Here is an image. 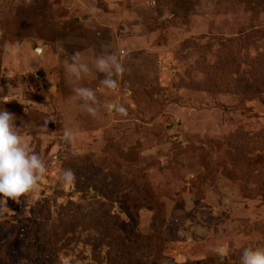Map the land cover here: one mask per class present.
Listing matches in <instances>:
<instances>
[{"label": "rangeland", "instance_id": "1", "mask_svg": "<svg viewBox=\"0 0 264 264\" xmlns=\"http://www.w3.org/2000/svg\"><path fill=\"white\" fill-rule=\"evenodd\" d=\"M105 50L123 53L125 72L115 91L101 73L79 82L98 90L94 118L70 99L64 66ZM4 109L47 169L37 193L0 204V257L13 264H40L22 247L48 230L62 238L51 264L113 252L114 264H205L213 249L264 246V0H0ZM102 206L109 229L77 224Z\"/></svg>", "mask_w": 264, "mask_h": 264}, {"label": "clouds", "instance_id": "2", "mask_svg": "<svg viewBox=\"0 0 264 264\" xmlns=\"http://www.w3.org/2000/svg\"><path fill=\"white\" fill-rule=\"evenodd\" d=\"M122 55V52L117 54L105 50L104 54L94 57L90 65L82 53L76 52L71 56L70 62H65V73L69 83L73 85L70 99L94 118L98 114V90L82 86L79 82L101 73L103 79L100 81V88L115 91L118 78L125 72ZM114 110L122 116L127 115L123 106H115ZM15 120L13 113L0 110V204L9 199L19 204L22 197L37 193L47 171L42 157L30 150L24 137L17 131ZM63 137L69 145L74 142L73 131L69 128H65ZM59 179L65 189H70L75 184L76 176L71 169H66L61 172ZM213 252L222 264L227 254L219 248L213 249ZM239 264H264V247L244 248L240 253Z\"/></svg>", "mask_w": 264, "mask_h": 264}, {"label": "trees", "instance_id": "3", "mask_svg": "<svg viewBox=\"0 0 264 264\" xmlns=\"http://www.w3.org/2000/svg\"><path fill=\"white\" fill-rule=\"evenodd\" d=\"M43 2H44L43 3V6H44L43 9L44 10L48 9L50 7L48 1H43ZM160 3H162L164 5H170V6H172V3H176L177 5L182 6L183 4L184 5L188 4L189 0H160ZM185 17L188 18L189 15H185ZM251 144H253V143H251ZM263 163H264V161H263ZM263 167H264V164H263ZM239 170L241 171V173L245 174L246 171L249 170V168L247 167V164H246L245 166H242ZM262 180H263V182L261 183V185L264 187V179H262ZM86 185H88V186L93 185L94 188H96L100 192H104L107 195L110 194L108 191L109 187L103 183L99 184L97 182H94L93 180H90V181L86 182ZM103 207L104 206L98 208L94 213L83 212V213H85L84 215H88V218L87 219L84 218L82 220L83 222H81V223L78 222L77 224H83V223L86 224V222L96 224V226L90 227V228H95L92 230L97 231L98 233H101V230L103 228L109 227V222H106V221L108 220L109 217L112 216L111 212H109L108 208H103ZM108 207H110V205H108ZM77 215L78 214H76L75 216L72 217L73 219L75 218L74 220H72V218H70V220L63 222L62 224H65V227L61 231H63L66 234L68 232L72 231L73 230L72 227L74 225L73 221L80 219V216H77ZM62 224H58L57 226H60ZM60 234L61 233H56L53 230H48L46 237H43L39 234H36V232L35 233H31V232L28 233L27 237L25 238L26 243L24 244V247H22L23 258L27 259V260H33V259L37 258V259H39L40 264H51V261L55 263L57 261L58 250L60 248L59 246H60L61 240H62V238L59 237ZM50 236H51V238H50ZM246 247H251V246H245V247H242L239 249H230L228 251V256H226V259L222 262V264H239L240 253ZM252 248H254V247H252ZM93 249L94 250H100V247L95 245V246H93ZM3 255H4V258H3ZM3 255H1V257H0V264H13L12 260H10L11 257L7 253H4ZM126 259L131 260V258H126ZM116 262H118V255L116 254V252L115 253L113 252V254L108 259V264H114ZM204 262H205V264H221V262L218 260V257L214 253L207 256L205 258ZM134 263L139 264V262H137V260ZM195 264H203V263H200L199 261H195Z\"/></svg>", "mask_w": 264, "mask_h": 264}, {"label": "water", "instance_id": "4", "mask_svg": "<svg viewBox=\"0 0 264 264\" xmlns=\"http://www.w3.org/2000/svg\"><path fill=\"white\" fill-rule=\"evenodd\" d=\"M38 51H40V49Z\"/></svg>", "mask_w": 264, "mask_h": 264}]
</instances>
